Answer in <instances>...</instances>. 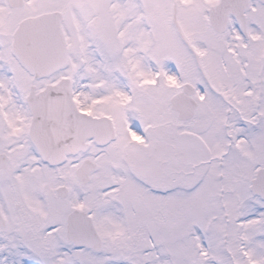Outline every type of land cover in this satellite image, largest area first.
Listing matches in <instances>:
<instances>
[{
	"label": "snow or ice",
	"instance_id": "6c2138e0",
	"mask_svg": "<svg viewBox=\"0 0 264 264\" xmlns=\"http://www.w3.org/2000/svg\"><path fill=\"white\" fill-rule=\"evenodd\" d=\"M0 264H264V0H0Z\"/></svg>",
	"mask_w": 264,
	"mask_h": 264
}]
</instances>
